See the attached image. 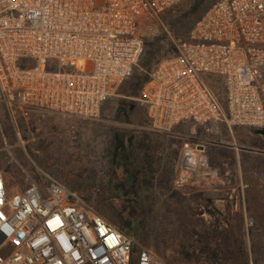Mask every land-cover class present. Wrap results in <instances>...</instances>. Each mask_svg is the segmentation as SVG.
I'll return each mask as SVG.
<instances>
[{
    "label": "built area",
    "instance_id": "built-area-1",
    "mask_svg": "<svg viewBox=\"0 0 264 264\" xmlns=\"http://www.w3.org/2000/svg\"><path fill=\"white\" fill-rule=\"evenodd\" d=\"M182 1L0 0V105L14 124L34 109L97 118ZM175 45L136 98L152 131L264 129V0H219ZM191 139L178 188L209 174L206 144ZM0 264L167 263L58 180L11 196L0 172Z\"/></svg>",
    "mask_w": 264,
    "mask_h": 264
},
{
    "label": "rangeland",
    "instance_id": "rangeland-1",
    "mask_svg": "<svg viewBox=\"0 0 264 264\" xmlns=\"http://www.w3.org/2000/svg\"><path fill=\"white\" fill-rule=\"evenodd\" d=\"M187 3L166 13L167 31L161 28L148 40L165 39L161 60L175 54V42L186 40L173 34L167 21ZM134 77L116 87L97 118L34 109L27 116L17 111L14 124L0 105V172L9 194L31 184L44 188L48 175L117 228H130L138 245L167 264H264L262 136L252 128L223 127L220 135L207 137L193 123L179 126L174 135L154 132L146 106L129 94ZM142 132L157 141L151 184L141 182L140 170L128 164ZM191 137L206 144L209 174L183 186L185 196L175 180L185 174L180 155Z\"/></svg>",
    "mask_w": 264,
    "mask_h": 264
},
{
    "label": "trees",
    "instance_id": "trees-1",
    "mask_svg": "<svg viewBox=\"0 0 264 264\" xmlns=\"http://www.w3.org/2000/svg\"><path fill=\"white\" fill-rule=\"evenodd\" d=\"M219 0H188V3L177 13L175 17H171L167 21L169 30L180 37H185V42L191 39V30L194 24L205 14V12ZM164 38L147 42L145 53L140 59L138 66L133 74L134 79L130 88V95L139 98L144 85L149 81L152 72L156 66L162 61ZM176 52V51H175ZM133 76L131 78H133ZM213 84V83H212ZM146 116H149V111L146 109ZM157 141L155 136L149 132H142L135 136V140L131 146L132 157L128 164H132L141 172V182L151 184L154 181L157 168ZM129 200V199H125ZM139 204L140 202L137 201ZM120 230L132 234L129 228H119Z\"/></svg>",
    "mask_w": 264,
    "mask_h": 264
},
{
    "label": "crops",
    "instance_id": "crops-1",
    "mask_svg": "<svg viewBox=\"0 0 264 264\" xmlns=\"http://www.w3.org/2000/svg\"><path fill=\"white\" fill-rule=\"evenodd\" d=\"M181 154H182V151H181ZM180 158H181V155H180ZM180 160V159H179ZM179 169H180V166H179ZM180 171H181V169H180ZM180 178V176H178L177 178H176V180H175V184H176V182L178 181V179ZM185 186V185H184ZM178 190H179V192H181V194L182 195H185V196H187L188 195V191L187 190H183V187H180V188H178V187H176ZM133 190V189H132ZM133 192H135V191H133Z\"/></svg>",
    "mask_w": 264,
    "mask_h": 264
},
{
    "label": "water",
    "instance_id": "water-1",
    "mask_svg": "<svg viewBox=\"0 0 264 264\" xmlns=\"http://www.w3.org/2000/svg\"><path fill=\"white\" fill-rule=\"evenodd\" d=\"M254 133L262 136V138L264 140V129H255Z\"/></svg>",
    "mask_w": 264,
    "mask_h": 264
}]
</instances>
